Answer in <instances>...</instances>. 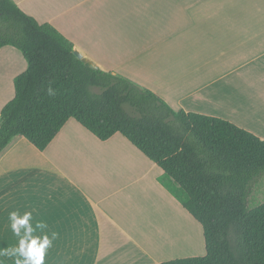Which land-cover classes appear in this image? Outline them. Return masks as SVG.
<instances>
[{
	"label": "crops",
	"instance_id": "obj_1",
	"mask_svg": "<svg viewBox=\"0 0 264 264\" xmlns=\"http://www.w3.org/2000/svg\"><path fill=\"white\" fill-rule=\"evenodd\" d=\"M13 1L99 69L175 110L225 119L264 140V0ZM26 66L19 50L0 48V111ZM161 174L120 133L99 140L73 118L42 151L15 136L0 151V247L17 244L9 213L31 211L59 234L45 264L204 255L201 225L158 182Z\"/></svg>",
	"mask_w": 264,
	"mask_h": 264
},
{
	"label": "trees",
	"instance_id": "obj_2",
	"mask_svg": "<svg viewBox=\"0 0 264 264\" xmlns=\"http://www.w3.org/2000/svg\"><path fill=\"white\" fill-rule=\"evenodd\" d=\"M6 45L27 66L0 111V151L18 135L42 151L69 118L99 140L120 133L161 168L158 182L202 227L204 255L157 264H264V201L247 207L264 174V140L225 119L175 110L127 77L86 66L68 38L13 0H0V48Z\"/></svg>",
	"mask_w": 264,
	"mask_h": 264
},
{
	"label": "clouds",
	"instance_id": "obj_3",
	"mask_svg": "<svg viewBox=\"0 0 264 264\" xmlns=\"http://www.w3.org/2000/svg\"><path fill=\"white\" fill-rule=\"evenodd\" d=\"M49 96L55 95L52 87L47 89ZM10 228L17 238L14 246L0 247V264L5 259L12 260L14 264H45V255L58 239L59 234L49 232L48 225L42 220L33 221L31 211L21 214L19 211H11L8 215Z\"/></svg>",
	"mask_w": 264,
	"mask_h": 264
},
{
	"label": "rangeland",
	"instance_id": "obj_4",
	"mask_svg": "<svg viewBox=\"0 0 264 264\" xmlns=\"http://www.w3.org/2000/svg\"><path fill=\"white\" fill-rule=\"evenodd\" d=\"M27 65V64H26ZM264 201V174L253 184L247 199V207L252 208ZM183 224V223H182Z\"/></svg>",
	"mask_w": 264,
	"mask_h": 264
},
{
	"label": "water",
	"instance_id": "obj_5",
	"mask_svg": "<svg viewBox=\"0 0 264 264\" xmlns=\"http://www.w3.org/2000/svg\"><path fill=\"white\" fill-rule=\"evenodd\" d=\"M74 54H75V56H76L78 59L82 60V62H83L86 66H89V67H91V68H95V67H96L95 64H94L92 61H90L89 59L83 57V56H82L77 50H74Z\"/></svg>",
	"mask_w": 264,
	"mask_h": 264
},
{
	"label": "bare ground",
	"instance_id": "obj_6",
	"mask_svg": "<svg viewBox=\"0 0 264 264\" xmlns=\"http://www.w3.org/2000/svg\"><path fill=\"white\" fill-rule=\"evenodd\" d=\"M181 224V223H180ZM182 225V224H181ZM170 233V232H169ZM177 237V236H176Z\"/></svg>",
	"mask_w": 264,
	"mask_h": 264
}]
</instances>
